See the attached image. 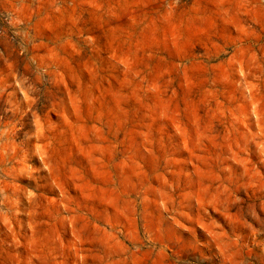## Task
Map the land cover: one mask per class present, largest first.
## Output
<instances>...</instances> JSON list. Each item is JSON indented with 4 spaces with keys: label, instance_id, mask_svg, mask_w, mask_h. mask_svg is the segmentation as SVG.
Returning <instances> with one entry per match:
<instances>
[{
    "label": "rangeland",
    "instance_id": "rangeland-1",
    "mask_svg": "<svg viewBox=\"0 0 264 264\" xmlns=\"http://www.w3.org/2000/svg\"><path fill=\"white\" fill-rule=\"evenodd\" d=\"M0 264H264V0H0Z\"/></svg>",
    "mask_w": 264,
    "mask_h": 264
}]
</instances>
